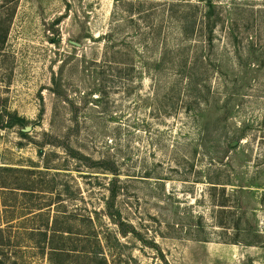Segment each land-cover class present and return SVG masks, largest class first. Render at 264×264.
<instances>
[{
	"label": "rangeland",
	"instance_id": "rangeland-1",
	"mask_svg": "<svg viewBox=\"0 0 264 264\" xmlns=\"http://www.w3.org/2000/svg\"><path fill=\"white\" fill-rule=\"evenodd\" d=\"M7 114L1 264H264V0H0Z\"/></svg>",
	"mask_w": 264,
	"mask_h": 264
},
{
	"label": "trees",
	"instance_id": "trees-1",
	"mask_svg": "<svg viewBox=\"0 0 264 264\" xmlns=\"http://www.w3.org/2000/svg\"><path fill=\"white\" fill-rule=\"evenodd\" d=\"M1 120H2V115H0V129H2V130L11 129V128L15 127V126H19V127L23 128L26 125V120L25 119L20 118V117H18L16 115H13V114H7V120L5 122H1ZM20 134L24 136L23 132H20ZM39 153L41 154V151ZM114 200H115V194L112 192L109 201L106 202L107 210L111 209V207L113 206ZM107 213L113 219L114 213L113 212H107ZM121 225L122 224H120V227H121ZM120 235L121 236H127V231L122 230L120 232ZM80 256H84V255H80ZM92 256H93L94 262L96 264H108L106 259L103 258L102 256L99 257L96 254V252H92ZM77 258L84 259V261L80 260V263H82V264L83 263H86V264H92L93 263L92 261H87L89 259V256L86 255V254H85L84 257H77ZM96 259H98L99 262H97ZM81 261H83V262H81Z\"/></svg>",
	"mask_w": 264,
	"mask_h": 264
},
{
	"label": "water",
	"instance_id": "water-1",
	"mask_svg": "<svg viewBox=\"0 0 264 264\" xmlns=\"http://www.w3.org/2000/svg\"><path fill=\"white\" fill-rule=\"evenodd\" d=\"M29 129H30V128L25 127V128L22 130V132H27Z\"/></svg>",
	"mask_w": 264,
	"mask_h": 264
}]
</instances>
